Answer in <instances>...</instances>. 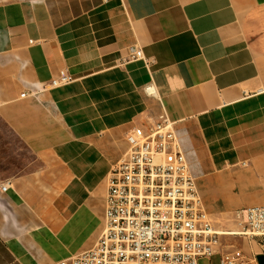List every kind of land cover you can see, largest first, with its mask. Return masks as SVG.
I'll use <instances>...</instances> for the list:
<instances>
[{
  "label": "crops",
  "instance_id": "crops-1",
  "mask_svg": "<svg viewBox=\"0 0 264 264\" xmlns=\"http://www.w3.org/2000/svg\"><path fill=\"white\" fill-rule=\"evenodd\" d=\"M163 111L216 227L239 230L264 205V0H0V264L92 248L126 134ZM231 241L264 264L259 239Z\"/></svg>",
  "mask_w": 264,
  "mask_h": 264
},
{
  "label": "built area",
  "instance_id": "built-area-1",
  "mask_svg": "<svg viewBox=\"0 0 264 264\" xmlns=\"http://www.w3.org/2000/svg\"><path fill=\"white\" fill-rule=\"evenodd\" d=\"M143 56L142 50H136L130 58ZM74 80L68 69H61L51 85ZM145 90L157 95L153 85ZM126 140L127 151L107 176L104 228L98 241L51 264H200L219 253L220 264H258L256 257L241 251H224L222 237L244 235L259 239L264 248V205L237 211V231L217 228L177 123L166 111L134 126Z\"/></svg>",
  "mask_w": 264,
  "mask_h": 264
},
{
  "label": "rangeland",
  "instance_id": "rangeland-1",
  "mask_svg": "<svg viewBox=\"0 0 264 264\" xmlns=\"http://www.w3.org/2000/svg\"><path fill=\"white\" fill-rule=\"evenodd\" d=\"M2 147H3V145H2V143H0V153H3ZM7 151H9V150H7ZM122 152H124V154H125V146H124V149H123ZM117 162L118 161L114 162L110 166V169H112L113 166ZM104 185H105V178L102 179V181L100 182V184L97 183L95 185V188L92 189V197L96 198L98 205L100 204L99 199L101 200V202H103ZM229 229L238 230V228H229ZM234 237H240V238H244V239L245 238L251 239L250 237L242 236V235H238V236H236V235L235 236H232V235L224 236L223 237V241L226 244V250H229V251H241L242 253H245L246 254V252L243 250V248L241 247V245H236V244L233 243V241H231V240H234Z\"/></svg>",
  "mask_w": 264,
  "mask_h": 264
}]
</instances>
